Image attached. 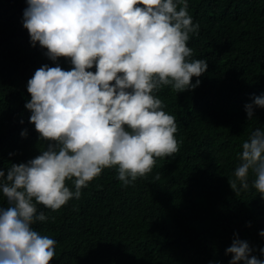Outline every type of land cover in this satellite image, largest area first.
I'll use <instances>...</instances> for the list:
<instances>
[{
  "label": "trees",
  "instance_id": "16d2710c",
  "mask_svg": "<svg viewBox=\"0 0 264 264\" xmlns=\"http://www.w3.org/2000/svg\"><path fill=\"white\" fill-rule=\"evenodd\" d=\"M26 7V0H0L3 169L45 147L29 123L26 85L42 64L56 62L44 55L46 49L30 44L22 23ZM188 11L200 25L187 42L190 59H206L208 69L193 90L176 93L163 86L156 93L176 118L178 151L156 158L152 171L131 185L117 179L115 168H105L79 199L55 211L38 205L48 219L32 227L57 242L49 264H228L225 249L234 233L260 257L264 199L252 186L254 174L249 187L237 192L228 177L242 142L264 128V108H255L251 120L245 111L253 95L264 93V0H188ZM57 62L71 67L64 57ZM0 205L7 206L2 195Z\"/></svg>",
  "mask_w": 264,
  "mask_h": 264
},
{
  "label": "clouds",
  "instance_id": "9594fccd",
  "mask_svg": "<svg viewBox=\"0 0 264 264\" xmlns=\"http://www.w3.org/2000/svg\"><path fill=\"white\" fill-rule=\"evenodd\" d=\"M26 4L22 23L30 44L46 49L44 55L56 63L42 64L26 85L29 123L44 149L26 162L0 168V195L7 205H0V264H49L54 258L56 240L32 227L48 219L38 205L55 211L79 199L105 168H115L117 179L131 185L152 171L156 158L176 153V118L156 93L163 86L176 93L193 90L208 69L206 59H190L187 42L200 25L189 14L188 0ZM61 57L69 69L57 62ZM257 107L264 108V93L245 104L249 120ZM237 156L228 177L231 189H247L254 174L252 186L264 199V128L249 134ZM259 236L264 238V229ZM254 251L234 233L225 254H231L228 264H264V246L260 257Z\"/></svg>",
  "mask_w": 264,
  "mask_h": 264
}]
</instances>
